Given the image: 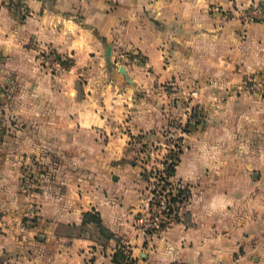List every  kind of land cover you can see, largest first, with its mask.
<instances>
[{"label":"crops","instance_id":"1","mask_svg":"<svg viewBox=\"0 0 264 264\" xmlns=\"http://www.w3.org/2000/svg\"><path fill=\"white\" fill-rule=\"evenodd\" d=\"M258 1L0 0V264H233L239 254L264 264V176L243 173L264 170V98L230 95L264 72V13L245 15ZM52 59L67 61L57 75ZM184 70L200 79L201 103L219 104L209 121L219 141L249 118L257 145L183 154L173 179L199 187L149 237L131 139L152 127L148 96L162 104V85ZM124 247L129 259L116 261Z\"/></svg>","mask_w":264,"mask_h":264},{"label":"rangeland","instance_id":"2","mask_svg":"<svg viewBox=\"0 0 264 264\" xmlns=\"http://www.w3.org/2000/svg\"><path fill=\"white\" fill-rule=\"evenodd\" d=\"M129 59L132 64L137 66L145 64V60L141 58L138 52L132 53ZM56 61L58 63V59H52V61L50 60V66L48 65L51 72L55 75L62 72L64 65L67 63V61L60 59L61 63L55 67L54 62ZM115 63L120 64L118 62ZM263 74L264 72H261L249 77L244 81L242 88L231 89L230 95L233 97L264 98V87L260 85V76ZM120 75H123L126 81H133L129 73L122 68ZM201 91L200 79L196 76L195 78L192 76L188 77L184 70L174 77L172 81L162 85L159 90L162 104L154 102L153 97L148 96L147 93L144 95L149 97L144 108L148 119L152 123V127L147 128V132L143 135L132 137L133 147L129 154L132 163L142 168L143 183L140 188H137L142 199L137 223L143 231L144 223L146 225L153 223L154 217H159L163 221L161 223L163 225L161 231L148 230L145 236H156L176 222L184 204L191 200L192 188L199 187L197 185L191 186L182 182H175L173 178L176 172L174 175H170V170L174 168L177 170L183 154L188 150H193L194 146H202L209 143L218 144L220 141L221 143L240 141L243 146L247 147L257 145V139L250 137L251 126L249 118H246L244 122L242 120L241 122L237 121V129L242 130L241 136L237 138L229 136L221 138L219 141L218 133L210 131L212 127L209 125L211 114L218 112L219 104L206 106L201 103ZM251 102L253 101L251 100ZM253 107L254 105L244 102L243 105L239 106V109L242 113L250 115V112H254ZM258 143L260 144V142ZM261 144L263 143L261 142ZM250 154V151L244 149L243 156L245 160H250ZM259 156L264 157V154H259ZM245 172L248 175L256 174V177L261 179L264 176V170H258L257 172V170L246 169L243 173ZM44 173L46 176L47 173L54 176L53 171L49 170L42 172L40 176ZM40 176L35 173L32 177L36 180L35 178H40ZM259 186H264V184ZM163 205H167L166 210H163ZM89 214L85 220L89 224L94 225L104 239L107 238L108 232L100 217L97 213ZM144 218L145 221L143 223L142 220Z\"/></svg>","mask_w":264,"mask_h":264},{"label":"built area","instance_id":"3","mask_svg":"<svg viewBox=\"0 0 264 264\" xmlns=\"http://www.w3.org/2000/svg\"><path fill=\"white\" fill-rule=\"evenodd\" d=\"M262 13H264V0H260L255 4H253L252 7L247 9L245 15L247 18L254 19L256 18V16ZM260 77H261L260 85L264 87V74ZM146 206L148 205L146 204ZM166 209H167V205H163V210ZM153 220H154L153 223H150L148 225L144 223L145 218L142 220L144 223V226L142 225L143 226L142 232L144 235L148 233V230H158V232L162 230L163 225H161V223L163 221L159 217H154ZM122 251L126 254L127 258L129 259L130 257L129 249L124 247L122 248ZM233 264H242V256L240 254L235 256V258L233 259Z\"/></svg>","mask_w":264,"mask_h":264},{"label":"trees","instance_id":"4","mask_svg":"<svg viewBox=\"0 0 264 264\" xmlns=\"http://www.w3.org/2000/svg\"><path fill=\"white\" fill-rule=\"evenodd\" d=\"M174 167H175V166H174ZM175 172H176V169H175V168L172 169V170H170V175H174ZM89 215H90V214H86V215H85V218H87V216H89ZM86 222H87V221H86ZM107 232H108V231H107ZM110 238H112V234H111L110 232H108L107 239H110ZM124 259H125V254H124V252L119 251V252L116 254V261H118V260L124 261Z\"/></svg>","mask_w":264,"mask_h":264}]
</instances>
